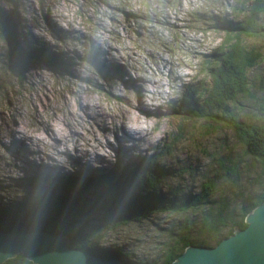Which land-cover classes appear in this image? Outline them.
<instances>
[{
  "label": "rangeland",
  "instance_id": "rangeland-1",
  "mask_svg": "<svg viewBox=\"0 0 264 264\" xmlns=\"http://www.w3.org/2000/svg\"><path fill=\"white\" fill-rule=\"evenodd\" d=\"M241 1L0 0V204L41 192L28 185L31 176L104 173L145 157L151 172L165 171L162 194L179 184L192 195L210 180L211 200L237 208L242 194L256 190L247 166L259 174L263 162L243 152L223 120L184 118L175 108L193 86H209L206 63L220 46L223 22L245 17ZM255 24L258 32L241 42L261 56L245 70L248 92L226 101L224 111L264 124V12ZM33 40L52 53L53 65L20 63L14 44ZM165 142L169 153L159 150ZM230 162L239 165L238 178L223 173ZM190 209L153 212L106 232L95 213L81 226L102 247L160 262L183 231L199 237L208 210Z\"/></svg>",
  "mask_w": 264,
  "mask_h": 264
},
{
  "label": "trees",
  "instance_id": "trees-1",
  "mask_svg": "<svg viewBox=\"0 0 264 264\" xmlns=\"http://www.w3.org/2000/svg\"><path fill=\"white\" fill-rule=\"evenodd\" d=\"M238 9L246 11L245 17H234L223 22L224 35L220 46L212 50L209 59L211 62L206 63L209 86H193L179 98L175 109L178 108L176 111H181L184 118L223 120L222 123L240 140L243 152L250 159L260 160L264 164V124L237 120L224 111L226 101L232 100L236 94L248 92L245 70L261 56L260 51L253 47L243 46L241 38L258 32L255 20L264 12V0H242ZM5 19L6 15L0 14V24ZM214 21L219 22L217 19ZM214 25L218 26L216 23ZM3 28L7 37L15 40L12 25ZM13 51L21 64L34 60L53 65L56 61L52 53L35 40L30 44L25 42L23 47L15 43ZM220 112L226 114L227 118ZM170 146L168 142L162 143L159 150L169 153ZM155 148H151V151ZM151 158L154 160L153 156ZM145 159L147 158L142 157L132 164H116L113 169L104 173L86 175L82 172H68L28 177V185L42 191L0 204V229L63 233L67 236L68 246L81 247L103 259L116 257L121 260V264H167L186 245L213 246L233 230L244 227L245 214L264 199V166L259 174L254 172L252 164L247 166L252 167V180L256 183V190L241 199L242 194L237 208L226 209V203L211 200L214 185L210 180L202 181L199 189L192 195L182 192L179 184L169 194H162L157 190L158 179L165 171L157 166L151 172ZM238 168L236 162H230L223 166V173L228 177L238 178ZM197 206L208 210L203 213L205 215L201 217V224L196 227L199 237L194 239L193 236L190 239L183 231L175 239L177 241L168 247L160 262H140L133 260L128 251L120 247L112 250L102 247L98 243L99 238L84 233L81 226L87 216L95 213L99 214V230L106 232L130 221L140 220L153 212H184L190 208L198 210ZM2 264L32 263L22 255L15 254Z\"/></svg>",
  "mask_w": 264,
  "mask_h": 264
},
{
  "label": "water",
  "instance_id": "water-1",
  "mask_svg": "<svg viewBox=\"0 0 264 264\" xmlns=\"http://www.w3.org/2000/svg\"><path fill=\"white\" fill-rule=\"evenodd\" d=\"M245 226L213 246L186 245L167 264H264V199L245 214ZM20 254L32 264H121L103 259L81 247L67 245V236L42 230L0 229V264Z\"/></svg>",
  "mask_w": 264,
  "mask_h": 264
},
{
  "label": "bare ground",
  "instance_id": "bare-ground-1",
  "mask_svg": "<svg viewBox=\"0 0 264 264\" xmlns=\"http://www.w3.org/2000/svg\"><path fill=\"white\" fill-rule=\"evenodd\" d=\"M129 135H132V136H133V135H134V133L130 132V134H129ZM78 157H79V156H78ZM78 157H77V158H78ZM3 262H4V261H3ZM3 262H2V263H3Z\"/></svg>",
  "mask_w": 264,
  "mask_h": 264
}]
</instances>
